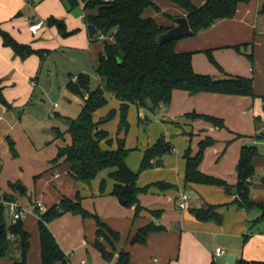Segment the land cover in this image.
<instances>
[{
	"label": "crops",
	"instance_id": "crops-1",
	"mask_svg": "<svg viewBox=\"0 0 264 264\" xmlns=\"http://www.w3.org/2000/svg\"><path fill=\"white\" fill-rule=\"evenodd\" d=\"M205 1L192 0L197 6ZM153 2L160 9L148 6L143 16H151L160 24L173 27L177 25V17L187 16V11L171 0ZM29 3H34V11L41 10L42 4L48 7L40 18L34 15L25 17L22 8ZM263 3L264 0L240 2L233 17L219 19L194 35L178 39L175 45L177 51H193V66L199 73L217 78L228 75L252 77L255 95L212 91L193 94L175 89L168 105H162L155 111L138 109V119L143 116L148 120L150 113L154 116V121L148 123L146 134L141 132L144 127L135 120L131 111L135 104H130L127 111L128 128L123 140L129 149L126 161L133 170L140 169L145 149L158 138L164 137L172 145L170 151L157 157L162 159V164L156 165L155 158L153 166L140 171L137 185L147 189L138 194V202L143 207L138 215L135 214L136 204L127 206L113 193L116 181L110 172L115 167L102 169L90 183H86L72 177L70 164L63 158L52 161L60 146L71 143L69 133L65 134L64 139L57 138L59 142L55 143L48 156H43L41 151L38 152L31 145L27 146L26 142L21 146L20 141L25 140V129L21 125V115L14 108H25L31 101L33 85L36 84L41 66L37 54L23 59L5 45L0 36V79L3 93L11 104L7 108L0 103V190L12 195L13 200L28 209L23 218L25 229L31 233L28 264H42L37 223L39 217L34 201L40 199L50 207L63 197L75 199L77 195H80L82 205L118 231L120 238L114 246L100 238L107 250L114 253L112 260H106L93 244L97 238L96 220L66 212L51 220L49 225L68 256L67 264H118L121 251L128 252L132 264H239L241 259L264 260V229L254 228L264 218L255 221L260 214L258 208L239 207L234 202L236 194L232 189L238 182L237 163L245 144L258 146L260 153L253 158V164L256 172L261 170L264 174V140L256 137L257 133L264 131ZM62 6L66 8L63 0H0V24L19 41L45 50L46 57L49 49L38 46L34 39L36 35H45V18L55 16L63 19L66 14L60 12ZM88 12L84 9L78 19L71 18L80 23ZM29 21H43V25L34 34L28 29ZM74 21L67 23L64 20L65 30L75 31L77 25ZM208 50L220 66L211 61ZM23 80L24 87L20 85ZM107 96V105L110 97L119 109L120 100L113 94ZM193 111L223 118L224 127L229 132L217 130L211 121L200 117L190 121L185 114ZM99 112H94L95 120L102 118ZM116 114L119 116L110 129L102 125L109 132L110 139V142L102 141L105 148L118 147L120 111H116L114 116ZM182 117H185V121L179 120ZM206 137H212L214 142L205 148L199 169L225 180L228 186L185 180V152L190 148L194 154L199 142ZM10 139L14 141L16 155L11 151ZM103 180L104 189L101 185ZM156 182L169 186H159ZM18 183L25 187L23 191L17 189ZM183 192L188 194L187 207L184 209L179 206ZM251 198L264 202V176L259 181L253 178ZM208 204L215 205L216 210L223 215L221 223L200 220L191 212L192 208ZM153 221L165 229L150 231L144 243H133L132 237L138 228ZM218 241L223 244H217ZM218 246L224 248L225 253L217 255ZM83 260L86 262L83 263ZM55 264L63 263L58 261Z\"/></svg>",
	"mask_w": 264,
	"mask_h": 264
},
{
	"label": "trees",
	"instance_id": "trees-1",
	"mask_svg": "<svg viewBox=\"0 0 264 264\" xmlns=\"http://www.w3.org/2000/svg\"><path fill=\"white\" fill-rule=\"evenodd\" d=\"M171 1L187 11L186 17L194 35L219 19L233 17L237 12L238 4L249 0H206L199 6L192 0ZM63 2L67 9H71L80 2L83 3L84 9L89 10L85 16L86 23L96 26V32L91 39L104 37V45L98 55L95 69L98 76L97 86L92 88V78L87 72L70 75L66 83L67 89L72 94L83 98V106L76 118L66 119L68 121L66 128L54 127L56 138L64 139L65 134L69 133L71 143L60 146L52 161L57 162L63 158L70 164L72 177L86 183H90L102 169L115 167L110 172V176L116 181L113 193L120 199L126 200L125 205L127 206L136 204L135 214L138 215L143 208L138 202V194L147 189V187L137 185L140 171L153 166V160L170 151L172 145L164 137L158 138L153 145L145 149L139 170H133L127 164L129 149L125 147L123 139H118V147L115 149L103 147L102 141L110 142V139L109 132L102 125L112 118L116 111L111 109L99 120H95L94 112L107 105V95L113 94L120 100V129L122 127L127 129V111L130 104L155 111L160 106H166L171 102L175 89L187 90L193 94L212 91L255 95L253 78L240 75L217 78L210 74L197 72L193 66V51H177L175 45L178 39L165 42L159 40L160 35L171 26L160 24L151 16H143L148 6L152 5L160 9L153 0H63ZM262 10L264 11V3ZM47 19L50 25L58 24L60 33L63 35L74 32L65 30V22L55 16H49ZM0 36L3 43L23 59L32 54H37L41 59L45 58L43 49L34 48L31 44L19 41L1 24ZM207 52L211 61L220 66L211 51ZM0 103L7 108L11 107L3 93L1 79ZM185 116L192 119L200 117L209 120L216 127L225 126L223 118L218 116L195 111ZM256 137L264 140V131L257 133ZM212 142H214L212 137H206L199 142V148L194 154L190 148L186 150V182L228 186L225 180L206 174L199 169L204 150ZM9 144L11 151L16 155L17 151L12 139L9 140ZM259 153L256 144L243 145L237 163L238 182L232 187L236 194L234 202L239 207L259 209L260 214L255 221L264 218V202L251 198L252 181L256 174L253 158ZM155 184L169 186L163 182ZM101 185L104 189L105 180ZM4 197L13 200V196L8 193H4ZM66 212L93 217L96 220L97 238L93 244L104 259L112 260L114 253L107 250L100 238L114 246L115 241L120 238V233L112 229L97 213L87 210L81 203L80 195H77L75 199L63 197L59 202L48 207L45 212L40 213L37 223L42 264H55L58 261L67 264L68 256L49 227L51 220ZM191 212L200 220H214L218 223L223 221V215L216 210L215 205L208 204L205 207L192 208ZM164 229V226L154 221L148 223L138 228L132 237V242L144 243L150 231ZM30 237L31 233L24 227V220L19 219L16 223H7L5 208L0 206V258L12 256L13 264H28ZM13 250H17L19 255H11ZM117 263L132 264L128 252L121 251ZM239 264H264V260L241 259Z\"/></svg>",
	"mask_w": 264,
	"mask_h": 264
},
{
	"label": "rangeland",
	"instance_id": "rangeland-1",
	"mask_svg": "<svg viewBox=\"0 0 264 264\" xmlns=\"http://www.w3.org/2000/svg\"><path fill=\"white\" fill-rule=\"evenodd\" d=\"M38 1L39 0H36V2ZM34 6V3H29V5L25 4L24 8H22L25 17L34 15L40 18L48 7L46 4H42L41 10L38 9L37 11H34L32 8ZM60 12L66 14L63 16V19H60L61 21L65 20L66 22H72L78 19L79 15L84 13L83 3L80 2L71 9L62 6ZM74 22L77 25L75 31L63 35L60 33L58 24L50 25L48 19L45 18V35H36L34 42H37L35 44H39L38 46L40 47L48 48L49 53L44 59H41L38 56L40 61L39 67L41 66V68L37 74L38 79L36 84L33 85L34 89L32 90L31 101L25 106V108H14V111L21 115V125L25 129V140L20 141L22 144L21 146L26 142L27 146L31 145L33 149L35 148L38 152L41 151L43 156H48L49 153H51V150L54 149L55 143L59 142L56 138L54 127L58 126L62 129L66 128L68 125L66 119L76 118L81 112L83 98L72 94L66 87L70 75L87 72L92 78V88L96 87L98 84V76L95 69L98 55L103 48V37L99 36L94 39L89 37L84 17L81 19L80 23H77L76 21ZM43 52H45V50ZM20 85L23 87L25 86L24 80L20 82ZM109 99V105L98 109V111L102 113V117L106 116L109 112L108 110L111 108H116V111H119L118 105L114 104L115 102L111 100L110 97ZM138 109H142V111L146 110H144L145 108H139L136 104L132 106L131 109L133 115H135V120L141 124V127L142 125L144 127L141 129V132L146 134L148 132V123L154 121V116L150 113L148 114V120L143 116L138 119ZM117 116L119 115L116 114V116L106 120L103 125L110 129L112 125L116 123ZM184 118L182 117V119L179 120L185 121ZM189 119L190 121L192 120V118ZM123 128L124 127H122L117 134V137L120 139H123V137H120ZM216 129L223 132H229L227 127H217ZM263 176V172L258 170L254 176V180H262ZM25 181L29 187L27 179H25ZM5 215L7 223H9L10 216L6 209ZM254 228L264 229V221L260 222ZM217 244L223 243L222 241H218ZM17 253V250H13L11 255L18 256L19 254ZM13 263L14 260L12 256L0 258V264Z\"/></svg>",
	"mask_w": 264,
	"mask_h": 264
},
{
	"label": "built area",
	"instance_id": "built-area-1",
	"mask_svg": "<svg viewBox=\"0 0 264 264\" xmlns=\"http://www.w3.org/2000/svg\"><path fill=\"white\" fill-rule=\"evenodd\" d=\"M104 1H110V0H104ZM43 21H29L28 29L32 33H37L39 29L42 27ZM34 84V81L32 82ZM142 114V112H140ZM187 199L188 194L186 192L181 193V201L179 203L180 208H186L187 207ZM0 206H4L6 210L9 212L10 216V223H16L19 219H23L26 216V213L28 209L23 207L17 200H9L4 197V193L0 190ZM34 208L36 210V214L40 215V213H43L47 210V206L43 203L42 200L36 199L34 201ZM225 253V249L221 246H218L216 248V254L220 255ZM86 260H83V263H85Z\"/></svg>",
	"mask_w": 264,
	"mask_h": 264
},
{
	"label": "water",
	"instance_id": "water-1",
	"mask_svg": "<svg viewBox=\"0 0 264 264\" xmlns=\"http://www.w3.org/2000/svg\"><path fill=\"white\" fill-rule=\"evenodd\" d=\"M176 22H177V25L171 27L170 29H168L167 31L163 32L160 35L159 40L161 42H165L171 39H180L188 35H193V30L191 29L189 21L186 16L177 17ZM87 28H88L90 37H93L96 32V26L92 23H89L87 25ZM125 131H126V128L124 127L121 131L120 137H125ZM155 164L156 165L162 164V159L157 158L155 161ZM16 187L20 191H23L25 188L21 183H18ZM120 200L123 204L126 203V200H123V199H120ZM227 259L230 260L229 257H227Z\"/></svg>",
	"mask_w": 264,
	"mask_h": 264
}]
</instances>
